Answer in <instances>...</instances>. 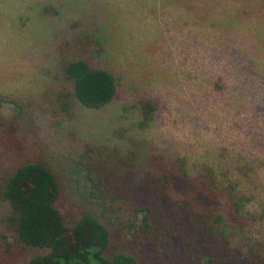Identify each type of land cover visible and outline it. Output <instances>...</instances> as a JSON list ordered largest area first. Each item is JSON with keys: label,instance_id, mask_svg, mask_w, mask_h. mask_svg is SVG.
Wrapping results in <instances>:
<instances>
[{"label": "rangeland", "instance_id": "rangeland-1", "mask_svg": "<svg viewBox=\"0 0 264 264\" xmlns=\"http://www.w3.org/2000/svg\"><path fill=\"white\" fill-rule=\"evenodd\" d=\"M83 36L94 39L87 56L114 76L116 97L53 117L43 95L62 83L57 49ZM0 95L33 100L37 116L9 138L4 165L45 148L114 151L142 137L191 171L204 164L232 180L247 215L233 247L242 264L249 252L264 256V0H0ZM146 102L156 106L147 123ZM0 112L14 116L7 105ZM63 212L70 223L79 217L74 204ZM122 236L113 232V248Z\"/></svg>", "mask_w": 264, "mask_h": 264}, {"label": "trees", "instance_id": "trees-1", "mask_svg": "<svg viewBox=\"0 0 264 264\" xmlns=\"http://www.w3.org/2000/svg\"><path fill=\"white\" fill-rule=\"evenodd\" d=\"M63 43L57 49L62 83L43 95L48 111L56 117L74 104L91 110L110 104L117 83L91 64L94 39ZM34 103L0 95V108L14 114L0 112V264H242L231 237L247 215L234 182L223 184L204 164L191 171L175 152L142 137H129L114 151L45 148L29 161L4 165L15 148L9 138L37 121ZM141 107L147 123L156 106ZM68 203L79 209L73 223L63 212ZM115 230L123 235L118 249ZM30 249L41 253L22 263ZM249 254L247 264H264L262 253Z\"/></svg>", "mask_w": 264, "mask_h": 264}]
</instances>
